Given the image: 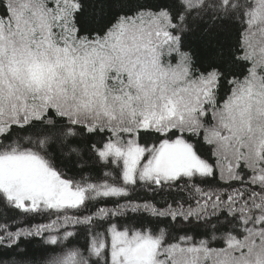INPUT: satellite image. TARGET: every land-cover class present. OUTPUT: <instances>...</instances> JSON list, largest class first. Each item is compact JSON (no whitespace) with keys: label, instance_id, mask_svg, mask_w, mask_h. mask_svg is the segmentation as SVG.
Here are the masks:
<instances>
[{"label":"snow or ice","instance_id":"obj_1","mask_svg":"<svg viewBox=\"0 0 264 264\" xmlns=\"http://www.w3.org/2000/svg\"><path fill=\"white\" fill-rule=\"evenodd\" d=\"M0 264H264V0H0Z\"/></svg>","mask_w":264,"mask_h":264},{"label":"trees","instance_id":"obj_2","mask_svg":"<svg viewBox=\"0 0 264 264\" xmlns=\"http://www.w3.org/2000/svg\"><path fill=\"white\" fill-rule=\"evenodd\" d=\"M139 195H143L142 192H138ZM32 223H38V222H43L42 220H39V219H35V220H32L31 221Z\"/></svg>","mask_w":264,"mask_h":264}]
</instances>
